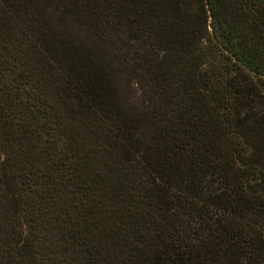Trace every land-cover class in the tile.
Segmentation results:
<instances>
[{"label": "trees", "instance_id": "1", "mask_svg": "<svg viewBox=\"0 0 264 264\" xmlns=\"http://www.w3.org/2000/svg\"><path fill=\"white\" fill-rule=\"evenodd\" d=\"M0 264H264V0H0Z\"/></svg>", "mask_w": 264, "mask_h": 264}, {"label": "rangeland", "instance_id": "2", "mask_svg": "<svg viewBox=\"0 0 264 264\" xmlns=\"http://www.w3.org/2000/svg\"><path fill=\"white\" fill-rule=\"evenodd\" d=\"M91 41L99 57L101 58L102 61L105 62L109 71L111 72L113 83L116 90V96L122 107L126 111H130V112L141 111L145 103L143 93L139 83L134 78V76L127 75V73L123 70L122 65L118 59L120 48H117L106 37L92 36ZM30 67H32L34 71L38 70L37 65L34 63H31ZM55 84L56 82L51 83L50 89L53 88ZM52 98L53 96L49 97V99ZM26 123H29V121L26 120ZM84 143H85L83 144L84 146L91 144L88 141H85ZM16 147L20 148L18 145ZM133 180H134V189L136 190L138 189L142 191L147 188V182L145 181V178L140 174V172L135 173V175L133 176ZM37 191L39 194L41 192V189H38ZM55 205H56V209L62 207L59 201H56ZM156 210H153L150 215L156 222H159L161 221L162 214L158 210L157 211ZM37 216L39 217L42 226L48 230V233H46L48 235V239L49 240L51 239L53 242H55V244H58L59 241L57 237L59 231L62 230V227L58 222V216H56V213H51V211L48 210L45 211V213L38 212ZM52 258L55 259L54 254L52 255Z\"/></svg>", "mask_w": 264, "mask_h": 264}]
</instances>
